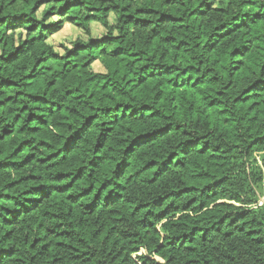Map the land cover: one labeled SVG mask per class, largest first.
<instances>
[{"label":"clouds","instance_id":"obj_1","mask_svg":"<svg viewBox=\"0 0 264 264\" xmlns=\"http://www.w3.org/2000/svg\"><path fill=\"white\" fill-rule=\"evenodd\" d=\"M0 264H264V0H0Z\"/></svg>","mask_w":264,"mask_h":264},{"label":"trees","instance_id":"obj_2","mask_svg":"<svg viewBox=\"0 0 264 264\" xmlns=\"http://www.w3.org/2000/svg\"><path fill=\"white\" fill-rule=\"evenodd\" d=\"M17 151H19V149H17Z\"/></svg>","mask_w":264,"mask_h":264}]
</instances>
